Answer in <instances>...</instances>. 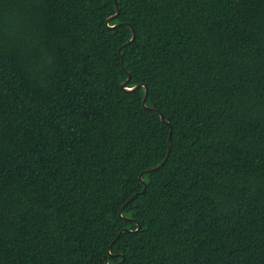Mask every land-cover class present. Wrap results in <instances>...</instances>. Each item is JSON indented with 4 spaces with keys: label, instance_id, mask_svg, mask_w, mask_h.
<instances>
[{
    "label": "trees",
    "instance_id": "trees-1",
    "mask_svg": "<svg viewBox=\"0 0 264 264\" xmlns=\"http://www.w3.org/2000/svg\"><path fill=\"white\" fill-rule=\"evenodd\" d=\"M106 257L264 264V0H0V264Z\"/></svg>",
    "mask_w": 264,
    "mask_h": 264
},
{
    "label": "water",
    "instance_id": "water-1",
    "mask_svg": "<svg viewBox=\"0 0 264 264\" xmlns=\"http://www.w3.org/2000/svg\"><path fill=\"white\" fill-rule=\"evenodd\" d=\"M117 9H118V13H117L115 16L111 17V18L108 20L107 24H109L111 20H114V19L117 18V16L119 15V12H120V9H119V6H118V5H117ZM119 26H121V24H118V25H115V26H112V27H109V28H111V29H116V28H118ZM129 26H130V25H129ZM135 38H136V32H135V30L133 29V37H132V40H131L128 44H131V43L135 40ZM119 52L122 53V48L119 50ZM122 66H123V68L125 69V71L127 72V74H129V72L126 70L124 60H122ZM130 79H131V77L129 76V79L121 85V88H122L125 92H127V93L134 92V91H136L138 88L144 86L143 84H140V85H137V86H134V87H129ZM147 99H148V88L146 87L145 97H144V99H143V105H144V107H146ZM146 108H147V107H146ZM148 109H149V110L156 111L155 108H149V107H148ZM157 112H158V111H157ZM160 116H161V120H162L163 122H165L167 125H170V123L164 119V116H163L161 113H160ZM171 146H172V145H171V139H169V153H170ZM166 161H167V158H166V159L164 160V162H163L162 164H160L159 166H157V167H155V168H153V169L146 170V171L144 172V174H148V173H150V172H153V171H155V170L160 169L161 167H163V166L165 165ZM140 179H141V181H142L143 184H144V191H143V193H145V192H146V183L144 182V180H143V178H142V175L140 176ZM135 197H136V195L133 196V197H132L127 203H125V205L122 207V209H121V211H120V215H121V216H122V214H123V211H124L125 207L128 206V204L131 203V202L134 200ZM125 219H127V218H125ZM127 220H128V219H127ZM131 220H132V219H131ZM139 229H140V226H139L138 230H139ZM127 230H128V229H124L122 232L127 231ZM138 230H137V231H138ZM108 252L111 253V247L109 248ZM105 260H106V263H105V264H109L107 257L105 258ZM124 261H125V258H123V259H122L120 262H118L117 264H123Z\"/></svg>",
    "mask_w": 264,
    "mask_h": 264
}]
</instances>
